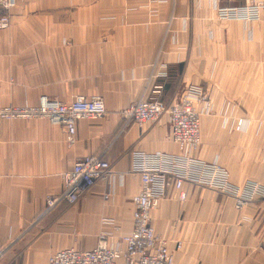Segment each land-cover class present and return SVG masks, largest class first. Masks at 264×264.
Returning a JSON list of instances; mask_svg holds the SVG:
<instances>
[{"label": "crops", "instance_id": "1", "mask_svg": "<svg viewBox=\"0 0 264 264\" xmlns=\"http://www.w3.org/2000/svg\"><path fill=\"white\" fill-rule=\"evenodd\" d=\"M244 2L17 0L11 26L0 30V105H35L43 93L64 102L98 94L106 113L77 121L72 144L44 118L0 121L1 264H47L56 249L91 248L106 218L132 228L131 199L140 189L132 153H180L163 117L143 126L126 121L123 109L138 99L169 103L197 87L211 110L193 155L219 164L233 184L264 183V0L258 20L217 15L218 7ZM67 73L82 76L67 84ZM88 154L109 163L106 177L36 220L45 197L62 189L61 173ZM184 189V201L169 187L151 211L173 264H264V196L237 208L210 187Z\"/></svg>", "mask_w": 264, "mask_h": 264}, {"label": "built area", "instance_id": "2", "mask_svg": "<svg viewBox=\"0 0 264 264\" xmlns=\"http://www.w3.org/2000/svg\"><path fill=\"white\" fill-rule=\"evenodd\" d=\"M15 0L0 1V30L10 24L7 14ZM261 0H245L242 4L217 8V15L228 20H258ZM209 101L200 90L189 87L180 94L178 101L169 108L158 98H143L131 102L123 116L127 122L139 126L165 117L168 138L174 142L180 153L169 154L162 151L132 153L133 167L130 173L138 176L139 191L132 196V228L123 231L115 221L103 219L104 226L97 234L91 248L68 246L56 249L48 256L47 264H173V250L168 240L154 228L151 211L165 195L169 187L176 191L177 199L184 201L187 191L185 184L210 187L216 192L230 197L235 207L250 203L257 196H264V183L247 181L242 185L233 184L228 174L216 162H202L193 153L199 148L200 116L197 104L207 105ZM106 107L101 95H75L70 101L40 94L34 106L0 105V121L20 118H44L53 125L64 129L67 144L75 141L77 121L97 120L104 116ZM109 163L99 154H88L76 160L73 166L61 173L62 189L45 197L43 209L36 220L44 217L61 204H74L98 179L106 177ZM108 197V193L104 198ZM181 242H175V249ZM7 246H0V259Z\"/></svg>", "mask_w": 264, "mask_h": 264}, {"label": "rangeland", "instance_id": "3", "mask_svg": "<svg viewBox=\"0 0 264 264\" xmlns=\"http://www.w3.org/2000/svg\"><path fill=\"white\" fill-rule=\"evenodd\" d=\"M0 1H2V0H0ZM16 3H17V0H15V3H14V5L11 7V8H8V11H7V14H8V16H9V19H10V24H9V26L8 27H6L5 29H8L10 26H11V15H12V10H13V8L16 6ZM2 30V29H1ZM68 65V64H67ZM74 69H82L81 67H68L67 66V71H73ZM61 76V75H60ZM80 76H82V75H79V74H70V73H67L66 74V81H67V84L69 83L68 81H71V80H73V79H79L80 78ZM193 87V86H192ZM194 88H196V89H198L197 87H194ZM183 92V91H182ZM181 92V93H182ZM200 92H202V91H200ZM180 93V94H181ZM204 95H205V93L204 92H202ZM79 94H83V93H79ZM180 94L176 97V99L174 100V101H172V102H169V103H166V102H164V101H162L161 99H159L161 102H163L165 105H166V107L167 108H169V105H171V104H173V102H175V101H178V99L180 98ZM77 95V94H76ZM85 95V94H84ZM75 96V95H74ZM205 97H206V99L209 101V99L207 98V96L205 95ZM148 98H152V97H148ZM156 98V97H155ZM125 108H127V107H125ZM125 108L123 109V111L122 112H124L125 111ZM195 108L198 110V112H199V116H200V121H201V117L204 115V114H208V113H210V110H211V103H210V101H209V103L207 104V105H204V104H197V105H195ZM161 117H159L158 119H160ZM164 119H166L165 117H163ZM152 122V121H151ZM149 123V122H148ZM146 124V123H145ZM241 125V120H239L238 122H237V127L238 128H243L242 126H240ZM246 125V123H244V126ZM143 126V125H142ZM199 130H200V126H199ZM1 264V263H0Z\"/></svg>", "mask_w": 264, "mask_h": 264}, {"label": "bare ground", "instance_id": "4", "mask_svg": "<svg viewBox=\"0 0 264 264\" xmlns=\"http://www.w3.org/2000/svg\"><path fill=\"white\" fill-rule=\"evenodd\" d=\"M43 94H44V93H43ZM36 104H37V103H36ZM36 104H35V105H36ZM23 106H27V105H23ZM29 106L31 107V106H34V105H29Z\"/></svg>", "mask_w": 264, "mask_h": 264}]
</instances>
